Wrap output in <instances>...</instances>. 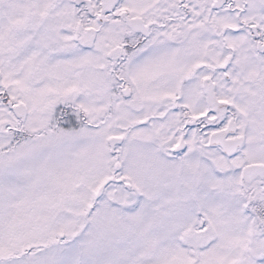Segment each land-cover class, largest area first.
<instances>
[{
    "label": "snow or ice",
    "instance_id": "6c2138e0",
    "mask_svg": "<svg viewBox=\"0 0 264 264\" xmlns=\"http://www.w3.org/2000/svg\"><path fill=\"white\" fill-rule=\"evenodd\" d=\"M0 264H264V0H0Z\"/></svg>",
    "mask_w": 264,
    "mask_h": 264
}]
</instances>
